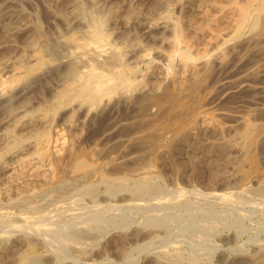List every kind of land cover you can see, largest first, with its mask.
<instances>
[{"label": "bare ground", "instance_id": "obj_1", "mask_svg": "<svg viewBox=\"0 0 264 264\" xmlns=\"http://www.w3.org/2000/svg\"><path fill=\"white\" fill-rule=\"evenodd\" d=\"M28 1L0 0L1 235L33 232L57 251L70 243L80 254V239L93 233L91 227L84 229L85 214L102 229L119 223L127 208H145L144 223L156 227L166 205L186 192L160 196L156 182L161 160L172 174L181 172L184 163L174 158L176 153H189L196 177L201 174L199 156L232 153V170L221 186L264 195V167L251 160L255 165L246 170L243 160L258 153L260 144L264 147V104L239 114L222 112L231 118L226 124L212 111L224 97L247 90L257 100L264 92V81L257 83L264 78V64L252 65L264 55V0H41L48 29L25 12ZM213 88L215 94L207 91ZM42 89L46 95L30 97ZM200 90L206 94L197 99ZM196 93L193 105L184 102ZM87 133L91 145L84 147ZM211 133L214 138L207 139ZM49 188L60 190L59 195L35 204L34 197ZM215 193L225 202L233 200L229 191ZM144 197L145 205L140 204ZM118 198L121 204L116 205ZM17 202L27 206L23 222L15 225L4 205ZM152 206L157 211L151 212ZM107 210L113 213L101 217ZM61 212L71 218L60 221ZM153 234L121 240L120 258L131 259L133 251L148 245L154 249L149 242ZM255 255L241 264L258 262ZM28 259L23 253L9 263Z\"/></svg>", "mask_w": 264, "mask_h": 264}, {"label": "rangeland", "instance_id": "obj_2", "mask_svg": "<svg viewBox=\"0 0 264 264\" xmlns=\"http://www.w3.org/2000/svg\"><path fill=\"white\" fill-rule=\"evenodd\" d=\"M31 1L24 3V8L25 7L28 8V9L25 8V12L28 13V15L32 14L31 18L34 17L33 19L38 18L39 22L42 25V28L46 29L48 13L46 12L44 5H42L43 3L41 2V0H31ZM36 1H38V3ZM82 1H84V0H82ZM29 4H30V6H29ZM55 4L57 5L56 2H54V5ZM32 5L33 6L36 5V6L32 7ZM31 8H33V9H31ZM38 8H40V9H38ZM41 8L42 9L44 8V10H42ZM33 10H34V12H33ZM37 13L39 16L37 15ZM41 16H43V17H41ZM47 29H48V26H47ZM261 57H263V58H261ZM256 58L252 61V65L255 63L253 66H256V65L261 66L264 64V55L258 56ZM257 80H258L257 83H260V82L264 81V78H260ZM210 88H212V87H209L208 89H210ZM213 90H214V92H213ZM43 91H44V89L39 90V91L36 90V91H34V93L30 94V97H32L35 100V98L37 96H42L41 94L46 95V91H44V92ZM207 91H211V93L215 94L216 90H215V88H213V89L207 90ZM199 92H200V94H198ZM199 92L193 96H189V98L185 97L183 100H186V101H184V102L186 103L188 101L187 102L188 104L193 105L194 104L193 102L196 101L197 94H198L197 99H199L200 97L203 98L206 94L205 90H200ZM201 92H202V95H201ZM248 92L249 91H247V90L245 92L241 91L239 94H237L238 96L235 95V97L234 96L224 97L222 99L223 100L222 102L220 100V101H217V103H214L212 105V107L214 106V108L216 110H214L212 107L211 108L213 110L212 109L211 110L214 111L215 114L219 113V115L217 114V117H218L217 119L221 123L226 124V123H228V121L231 120V118H229V116H225V115L223 116L222 112H228L229 114H234V112H235L236 114H239V113L243 112L245 108L247 109L248 107L249 108L258 107L261 104H264V95L262 96V94L264 92H261L262 94L259 93L261 96L258 93L255 95V97H257L259 95L257 98H255L257 100H254V98H251V99H253V100H251L249 98V95H250V97H252L253 94L250 92H249L250 94H248ZM239 95H241V96L243 95V97H240ZM237 97H239V99ZM259 97H261V98H259ZM242 98H243V100H241ZM257 103H259V104H257ZM220 115H222L223 117ZM222 118H224V119H222ZM259 118H262V117L260 116ZM256 120L259 121L258 119H256ZM263 120H264V116H263L262 121ZM97 130H98V128H97ZM99 131L100 130L97 131V134ZM88 134L89 133L84 135L82 142H81V145L84 147H89L91 145V137H88ZM210 135L213 137H211ZM205 137L207 139L209 138L211 140L214 138V134H212V133L207 134V135H205ZM215 153L216 152H213V153H210V154L204 155V156H199V159L201 160V165L203 167V169H202V167L200 168L201 174H202V175L200 174V177H196L194 174L193 167L191 166L189 159H188L189 153H182L183 156H182V154L180 155V153L179 154L176 153L175 155L173 154L174 158H176V159L181 157L179 159V161L184 163V165L181 168L182 170L180 169L181 172H179L178 174H172L170 171L169 165L165 161L162 162V160H161V162L159 163L160 165L158 164V170L160 171V169H161L162 172L161 171L160 172L162 175L158 180H156L157 185L160 187V189L162 190V193H163L162 195L160 194V196H164L165 195L164 193H166L165 196L172 195L175 192H176L175 195L179 194L180 195V196L178 195L179 197H181L182 195L183 196L180 199H179V197H177L179 199V201L174 200L170 204L166 205L167 209L164 212L165 215L163 216V218H161L158 221V223H159L158 226H156V227L147 226L143 221L144 216L147 213V211L145 208L140 209L139 207H136V208L132 207V208H127V209L123 210V212H122L123 216L121 218H119V221H120L119 223L109 224L108 226H106L102 229H97L92 223L93 219H91L90 216H88V214H85L83 216V218L85 220L84 223H88V224L86 225V227L84 226V229H90V227H91L92 230L90 229V232L91 233L93 232L92 237L94 236V238L90 237L91 239L90 238L80 239L81 242H79V245H81L83 250H84L83 251L84 254L80 253L81 255L78 254V252L74 251L72 249V246H69L70 243L69 244L66 243L65 245H63L66 248L61 246L62 250L60 248L57 251V250H55V247L51 242H48L43 237H41V236H39L33 232L32 233H16V234L15 233H12V234L9 233V235L8 234H5V235L0 234V238H2V239H0V258H1L0 264H5V263L8 264L9 262L11 263V261L13 260V258L16 255H22L23 253H24V255L29 257L26 264H44V263L45 264H53V263H55V264H60V263L61 264H71L72 263L73 264V262H74V264H84V263L90 264L93 262H94V264H98V263L100 264L102 262H103L102 264H117V263L118 264H153L156 262H157V264H162L163 262H164L163 264H168V263L169 264H220V263L221 264H227V263L228 264H241L245 260L249 259L250 258L249 256L250 255L252 256L253 254H256V255L259 254V256H260L259 260L262 259L261 260L262 262L258 260V262L254 263V264H264V256H263L264 253H262V252L260 253V251H264V195H262V194L260 195V193L257 191H246V192L244 191L242 193V191H238L239 189H237V188H231V186L226 188L223 185L221 186L222 182L223 183L226 182V178H225L226 174H228L232 170V169H230L231 165H232L231 164L232 162L230 160L232 153H216V154ZM259 154L262 155V158ZM249 155L247 154L246 158L245 159L243 158V160H245V163L247 162L245 164L246 167L251 163L253 164L254 161H255L254 163L256 164V166L261 167V168L264 167V147L262 144H260V149H259L258 153L249 154ZM169 157H173V156H169ZM247 157L250 159V161ZM183 158H187V159H183ZM218 159H220V160L218 161ZM216 160H217V162H214ZM251 160H254V161H251ZM220 163H222V164H220ZM225 164H226V166H225ZM255 164H253V165H255ZM221 165H223V166L221 167ZM212 166H214V167H212ZM219 167L221 169L223 168L224 170L222 169V171H221L219 169ZM246 167H244V168L247 170L249 167H247V168ZM162 168L164 170H162ZM187 168H189V169H187ZM186 169H187V173L185 171ZM204 170L205 171L207 170L206 171L207 173ZM225 171H227V172H225ZM164 173H165V175H164ZM179 174H180V176H179ZM204 174L205 175L207 174V176H205ZM166 175H167V177H166ZM221 178H222V180H220ZM192 179L194 181H192ZM36 186H38V185L36 184ZM30 187H32V186H30ZM235 189H237V190H235ZM59 191L60 190H58L56 188H49V190H46V192H43V193L36 195L34 197V203L35 204H38V203L41 204L44 200H46V198L48 196H52L55 198V196H57V193L59 195ZM100 191H102V187L98 188V192H100ZM182 191H186V192H184L185 195L182 194L183 193ZM218 191H219V193L229 191L231 198L233 200L227 201V202H225V200L223 201V199L219 198L220 196H218L215 193V192L218 193ZM55 192H57V193L55 194ZM207 192L208 193L210 192V194L212 196H209L210 194L207 195L208 194ZM205 193H206V196H205ZM39 197H41V198H39ZM96 199L99 200L98 202H100V203H105V201L103 199L101 200L99 195H97ZM38 200H39V202H38ZM143 201L145 202V204H147L149 202L147 197H144L143 199H141L140 204H144ZM119 204H121L120 199L117 200V202H116V205H119ZM22 205L24 206L25 203L17 202V203H10V204L4 205L5 211H7V213L10 214V220L12 222L15 221V223L13 222L15 225H17L18 223L21 224L23 222L20 219H22V217L25 216V209H26L27 205H25L24 207ZM144 205H141V206H144ZM84 206L87 207V205H84ZM157 208H158L157 206H152L149 208V210L151 212H155V211H157ZM61 213H63V214H61ZM61 213H59L60 215H58L60 217V219H59L60 221L69 220L71 218V214H69V212H66V213L61 212ZM111 213H113V212H111L110 210H107V211L102 212L100 215H101V217H105V216L110 215ZM16 215H17V217H16ZM13 219H15V220H13ZM87 219L90 220L92 224L90 223V221L88 222ZM80 225H83V224L81 223ZM80 225L76 223L77 227H79ZM88 225H90V226H88ZM92 227H94V229ZM132 230H134V231H132ZM150 230L154 231V234L149 239V242L151 243V246L153 244L154 249L152 247L151 248L153 250L151 248H149L150 247L149 245H148L147 249H149V252L153 251L152 253H154V254H152L150 252V254H151L150 255L149 252H146V251H148L147 249H145L143 251L142 250H140V251L136 250V251H133L131 253L133 255L130 254L131 259L128 258L125 261L124 259L120 258L121 256L119 255V249L122 245V244H120L121 240H125V243H127L132 238L141 237L143 233H146ZM97 231H99V232H97ZM166 232L168 234H166ZM169 232H170V234H169ZM98 234H99V236H95ZM101 234H102V236H101ZM25 235H30V236H28V238L30 237L33 240H31L30 238L26 239L27 236L25 237ZM128 235H131V236H128ZM166 235H168V236H166ZM160 236H162V237H160ZM156 237H158V238H156ZM95 238L98 239V241ZM34 239H36L38 241H36ZM30 240L32 242H30ZM165 241H168L169 243H167ZM170 242H172V243L170 244ZM89 243H90V245H89ZM162 243L164 246L162 245ZM110 244L112 247L110 246ZM155 244H156V246H155ZM173 244H174V246H173ZM44 245H45V249H44ZM48 245H50V247ZM66 245L69 246V249L74 251L75 254L72 253V251H70ZM157 245H158V247H157ZM161 246H163L164 248H161ZM165 246H166V248H165ZM169 246H172V247H169ZM155 247H157V248H155ZM64 248L67 251L64 250ZM159 249H162V250H159ZM59 250H61V251H59ZM88 250L90 253L87 254V257L84 256V258H83V255H85L88 252ZM163 250H165L167 252H165ZM55 252L57 253L58 256L56 255ZM59 252H61V253H59ZM64 253H66V254L64 255ZM174 253H175V256H174ZM72 254H73V256H71ZM53 255H55L56 257ZM88 255H91V256H88ZM138 255H140V256H138ZM159 255H161V256H159ZM178 255H179V257L177 258ZM2 256H4L5 258L4 257L2 258ZM171 256L172 257L174 256L175 258L173 257L174 258L173 259ZM261 256H262V258H261ZM88 257H89V259H86ZM113 257H114V259H112ZM157 257H159V258H157ZM162 257H164V258H162ZM226 257H229V259H227ZM61 259H62V261H61ZM70 259H72V260H70ZM73 259L74 260L76 259V260L74 261ZM108 259H110V261ZM58 260L60 263L58 262ZM94 260H96V261H94ZM100 260H102V261H100ZM107 260H108V262H107ZM152 260L156 261V262H153ZM221 260L222 261L224 260V262H221ZM97 261H100V262H97ZM170 262H174V263H170Z\"/></svg>", "mask_w": 264, "mask_h": 264}]
</instances>
